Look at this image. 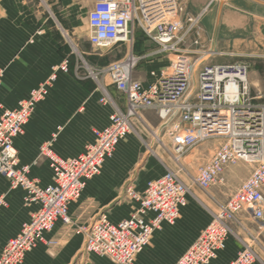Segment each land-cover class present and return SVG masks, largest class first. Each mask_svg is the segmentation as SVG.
I'll use <instances>...</instances> for the list:
<instances>
[{
    "label": "built area",
    "instance_id": "2783aa9c",
    "mask_svg": "<svg viewBox=\"0 0 264 264\" xmlns=\"http://www.w3.org/2000/svg\"><path fill=\"white\" fill-rule=\"evenodd\" d=\"M194 21L180 0H92L86 16L89 44L95 49L121 44L128 48L121 59L102 69L109 83L125 96L126 106L122 111L114 105L108 123L93 129L92 141L76 156L62 158L47 145L41 147L40 155L47 158L53 173L49 184L40 186L28 176L29 165L18 164L14 139L23 133L56 72H68V58L15 107L0 111V175L12 187L24 189L27 204L36 205L19 231L3 244L0 264H20L45 232L57 223H71L70 202L79 197L87 179L100 172L142 111H151L168 126L170 152L175 159L203 141L216 140L212 154L190 176L203 191L218 179L222 181L228 166L254 164L227 200L217 203V210H210V220L174 264H207L215 259L233 234L231 222L240 213L264 223V104L249 97L246 63H205L202 51L187 44ZM137 31L156 46L149 55L172 56L167 65L148 69L144 80L134 76L140 59L132 52ZM100 100L108 101V94ZM126 192L136 203L131 214L117 223L104 214L92 220L83 229L85 253L106 257L114 264H134L153 232L178 219L190 189L175 172L165 170L149 179L142 190L131 186ZM4 204V196H0V209ZM254 260L255 253L247 245L229 264H253Z\"/></svg>",
    "mask_w": 264,
    "mask_h": 264
},
{
    "label": "rangeland",
    "instance_id": "374dc122",
    "mask_svg": "<svg viewBox=\"0 0 264 264\" xmlns=\"http://www.w3.org/2000/svg\"><path fill=\"white\" fill-rule=\"evenodd\" d=\"M19 4H24L30 10L34 22L37 21L41 26H43V22L46 25H50L52 32L62 38L65 48L64 54L68 57L70 63L68 70L71 78L81 86L86 88L93 87L95 90L91 98L92 102L88 101L84 102V104L83 100L78 102L74 98L75 95L71 94L68 84L63 83L62 86L66 90L63 93H56L53 89L49 94H46L31 118L39 117L42 111L41 105H43V113L48 111V115L52 117L58 111L61 113L63 107L67 108L69 105L76 106V112L84 111L82 109L89 104L93 105L94 109L92 112L94 111V114L102 107L112 112L113 100L115 102H122L123 100L120 93L109 83V78L102 69L108 63L121 59L127 53L128 48L126 45L121 44L110 49H95L88 43L86 37V16L92 6V0H17V5ZM219 8H221L220 14L222 18L226 20V23L221 22L220 28ZM190 15L194 17L195 21L187 35V44H190L191 48H197L202 51L201 59H204L205 63H246L249 67L247 79L249 97L255 103L264 104V0H208L198 13H190ZM195 40L198 41V44H194ZM134 45V51L132 50V52L140 57L134 70L136 78L144 79L148 67L167 65L168 61L172 59V56L167 54L149 55L156 49V46L141 32ZM71 48L72 52H69ZM54 82L55 80L49 88L54 85ZM105 92L109 96V100L106 102L100 100V97L105 95ZM49 102L54 104L55 109L48 110L45 107L46 103ZM56 103L61 107L59 110L56 108ZM71 117L75 116L71 115ZM71 121L75 120H69L70 123ZM77 122L79 123L77 125H61L57 123L49 125V122L44 124L43 130L48 132V135L44 141L38 144L36 154V161L38 160L37 168H33L30 173L28 170V176L30 174L31 178L40 186L51 183L53 176L47 158L40 155V149L44 144L47 145L50 151L61 157L59 154H67L60 146L58 147L57 139L64 138L71 144L72 141L87 142L89 140L90 127H84L80 120ZM132 125L133 130L129 131L120 143L127 138H132L140 146V153L135 156L128 154L118 158L115 151V154H112L113 156L111 155L105 159V161L107 160L106 163L109 160L117 159L118 166L126 175L124 181L114 191L116 192L114 199L93 220L114 206L115 209L112 211V216H119V214H121L120 216H129L136 203L127 197V188L132 186L133 189L139 191L146 180L155 178L157 174L165 170L175 172L189 186V203H199L208 208L209 211H215L217 210V203H224L229 195L236 190L240 182L248 176L254 166V164L249 162H238L230 165L225 169L222 181L218 179L206 191H203L192 183L190 176L194 174L199 164L212 154L216 140L203 141L179 159H175L170 152L171 141L167 133L168 126L163 124L156 114L142 111L139 119L134 118L132 120ZM70 143L69 145H71ZM20 161L18 157L19 165L21 164ZM105 161L100 172L87 180L95 179L101 175L106 165ZM23 200L27 204L25 202V191L23 192ZM105 216L108 217L109 214L106 213ZM114 221H118V219ZM90 222L88 221L82 226V233H84L83 229ZM174 225L175 223L167 224L165 227ZM159 229L153 232L144 252L145 255L146 253L150 256L153 255V235ZM231 229L233 234L230 235V238L240 245L238 251L248 245L255 253L253 264H264V223H258L247 214L240 213L231 222ZM138 254L135 257V262L140 256ZM179 255L170 262H165L159 256L160 261L150 264H171ZM216 260L213 259L207 264Z\"/></svg>",
    "mask_w": 264,
    "mask_h": 264
},
{
    "label": "crops",
    "instance_id": "0c3cea01",
    "mask_svg": "<svg viewBox=\"0 0 264 264\" xmlns=\"http://www.w3.org/2000/svg\"><path fill=\"white\" fill-rule=\"evenodd\" d=\"M180 1L188 13H198L208 0ZM220 12L221 8H219V28L221 22L226 23ZM139 34L140 32L137 31L134 44H136ZM69 52H72V48ZM64 53V41L52 32L50 25L43 22V26H41L37 21L34 22L30 10L24 4L17 5V0H0V111L4 108L15 107L20 99L26 97L33 87L47 78L61 63L63 58L66 57ZM69 64L68 59V68ZM158 66L160 65L148 67L146 71ZM144 79H146V72ZM63 83L68 84L71 94L75 95L74 98L78 102L82 100L83 103L92 102L91 98L95 93L94 88H86L74 81L69 70L67 73L56 72L54 85L49 88L47 94L53 89L56 93H63L66 90L62 86ZM120 95L123 101L115 102L113 100V110L114 105L122 111L125 110V96L122 93ZM39 103H37L34 112L24 125L23 133L14 139V146L21 160L20 165H29V173L33 168H37L38 144L44 141L48 135V132L43 130L45 123L49 122V125H55V123L77 125L79 124L77 121L80 120L84 127H90L87 142L72 141L71 144L64 138L57 139L58 147L60 146L67 154L59 155L64 158L73 157L81 153L85 145L92 141L93 129L104 127L109 121V115L113 112L102 107L94 114V111L92 112L94 107L90 104L82 109L84 111L76 112V106L69 105L67 108L63 107L61 113L58 111L52 117L48 115V111L43 113V105H41L42 111L39 117L31 118ZM45 107L48 110L55 109L54 104L50 102L46 103ZM56 108L59 110L61 107L57 104ZM71 115L75 117H71ZM69 120L75 121L70 123ZM118 144L113 152L114 155L116 151V157L118 158L123 155L132 154L135 156L140 153V146L132 138H127ZM81 146L83 147L81 148ZM106 162L107 160L101 175L95 179L87 180L79 197L70 202L71 223L69 225L57 223L51 231L45 232L42 240L38 241L37 245L25 254L20 264H114L106 257L85 253L84 234L81 231L83 225L88 221H92L103 211L105 206L111 203L115 197L116 192L114 191L125 179L126 174L118 166L117 159ZM162 173L157 174L155 177ZM29 176L31 177L30 174ZM148 180L144 182L139 191L144 188ZM23 192V188L12 187L9 180L0 175V196H4L5 202L0 209V250L6 240L18 232L20 225L27 221L36 209L35 204L27 205L24 203ZM185 206L181 209L180 216L174 226L165 227L167 224H162L159 231L154 233L153 255L150 256L147 253L145 255L146 246L138 254L140 256H138L135 264L156 263L160 261L159 256L165 262H170L189 245L193 237L195 239L200 230L210 220L211 214L208 208L199 203H189L187 200ZM114 209L115 206L104 213V215L109 214L107 218L111 222L117 223L127 217L120 216L121 214L112 216ZM117 219L118 221H114ZM239 248L240 245L235 243L229 235L225 241L224 249L219 251L215 258L217 260L210 264H229L232 258L236 256ZM173 262L171 264H174Z\"/></svg>",
    "mask_w": 264,
    "mask_h": 264
},
{
    "label": "bare ground",
    "instance_id": "6f19581e",
    "mask_svg": "<svg viewBox=\"0 0 264 264\" xmlns=\"http://www.w3.org/2000/svg\"><path fill=\"white\" fill-rule=\"evenodd\" d=\"M133 210V209H132ZM110 221V220H109ZM233 259V258H232Z\"/></svg>",
    "mask_w": 264,
    "mask_h": 264
}]
</instances>
